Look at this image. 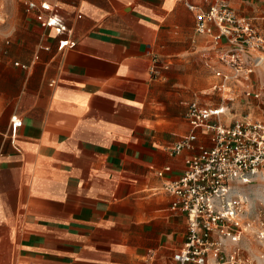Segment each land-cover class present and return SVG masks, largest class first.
Wrapping results in <instances>:
<instances>
[{
    "label": "crops",
    "instance_id": "0c3cea01",
    "mask_svg": "<svg viewBox=\"0 0 264 264\" xmlns=\"http://www.w3.org/2000/svg\"><path fill=\"white\" fill-rule=\"evenodd\" d=\"M19 1L0 23V264H175L187 216L163 186L197 150L166 147L193 132L192 101L224 104L228 123L248 104L193 99L220 97L216 45L187 6L213 0ZM225 1L264 37V0Z\"/></svg>",
    "mask_w": 264,
    "mask_h": 264
},
{
    "label": "built area",
    "instance_id": "2783aa9c",
    "mask_svg": "<svg viewBox=\"0 0 264 264\" xmlns=\"http://www.w3.org/2000/svg\"><path fill=\"white\" fill-rule=\"evenodd\" d=\"M197 17L196 32L213 39L216 49L208 60L220 65L215 69L219 83L215 90L223 101L260 100L254 75L264 64V37L246 17L240 16L225 0L211 1L203 10L187 3ZM28 12L41 8L54 12L50 5L30 2ZM57 26L52 16L43 23ZM60 31H62L60 29ZM74 43L64 41L60 48ZM159 59H153L151 73L159 76ZM250 104L249 101H247ZM193 132L166 147L172 156L195 151L186 160L180 178L167 181L163 189L174 196L171 208L187 216L188 232L181 249L173 255L175 264H255L245 256L242 238L252 233L249 203L240 195L238 184H248L254 177H264V120L236 116L226 122V106L205 109L192 101L186 114ZM22 119L12 117L11 129L16 134ZM203 129L210 146L195 147V131ZM170 168H166L169 171ZM164 171L159 172L163 176ZM246 221V222H245ZM253 235V234H252ZM251 239V235L248 237Z\"/></svg>",
    "mask_w": 264,
    "mask_h": 264
},
{
    "label": "rangeland",
    "instance_id": "374dc122",
    "mask_svg": "<svg viewBox=\"0 0 264 264\" xmlns=\"http://www.w3.org/2000/svg\"><path fill=\"white\" fill-rule=\"evenodd\" d=\"M10 6L19 7L24 6V4L19 0H0V23H3V19L8 16L7 11ZM255 79L262 91L261 99L246 100L250 104L240 102L235 104L234 109L228 111V113L231 112L228 116L231 119H234L236 115H249L254 120H264V65L257 69ZM193 99H202L206 102L213 101L214 104H219L221 98L217 95L200 93ZM238 189L240 195L249 203V220L252 219L254 222L251 227L252 233L247 232L242 238V247L246 250L245 256L253 259L255 264H264V177H254L246 185L238 184ZM250 235L252 240L248 239Z\"/></svg>",
    "mask_w": 264,
    "mask_h": 264
},
{
    "label": "water",
    "instance_id": "95a60500",
    "mask_svg": "<svg viewBox=\"0 0 264 264\" xmlns=\"http://www.w3.org/2000/svg\"><path fill=\"white\" fill-rule=\"evenodd\" d=\"M263 65H264V64H263ZM263 65H262V66H263Z\"/></svg>",
    "mask_w": 264,
    "mask_h": 264
}]
</instances>
